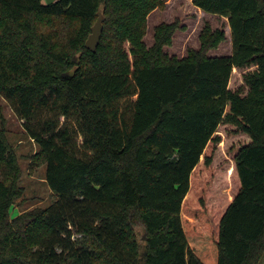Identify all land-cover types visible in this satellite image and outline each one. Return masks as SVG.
Instances as JSON below:
<instances>
[{"label": "trees", "instance_id": "1", "mask_svg": "<svg viewBox=\"0 0 264 264\" xmlns=\"http://www.w3.org/2000/svg\"><path fill=\"white\" fill-rule=\"evenodd\" d=\"M192 1L228 18L231 55H207L225 38L210 26L184 58L162 52L175 24L148 49L162 0H0V94L58 195L11 217L17 160L0 128V264H258L264 0Z\"/></svg>", "mask_w": 264, "mask_h": 264}, {"label": "rangeland", "instance_id": "2", "mask_svg": "<svg viewBox=\"0 0 264 264\" xmlns=\"http://www.w3.org/2000/svg\"><path fill=\"white\" fill-rule=\"evenodd\" d=\"M162 2L163 5L154 9L147 17V28L143 39L148 49L156 43V28L159 25L175 24L177 28L171 36V42L162 46V52L169 57L184 58L190 50L201 47V34L206 26H210L213 31L223 30L225 38L218 46L210 48L207 55L232 54V35L227 17L205 12L192 0H162ZM237 80L238 75L235 81ZM0 128L5 130L17 160V170L8 177V181H14L19 193L11 207V217L51 206L58 199V195L47 183V165L43 160L41 147L25 131L22 120L2 94H0ZM140 234L144 239L147 238L143 233ZM258 264H264V254Z\"/></svg>", "mask_w": 264, "mask_h": 264}, {"label": "water", "instance_id": "3", "mask_svg": "<svg viewBox=\"0 0 264 264\" xmlns=\"http://www.w3.org/2000/svg\"><path fill=\"white\" fill-rule=\"evenodd\" d=\"M55 0H46V3H52ZM99 16L94 23L92 27V32L90 33L88 39L86 40V47L95 51L101 41V38L103 36V21H104V16L101 11H99Z\"/></svg>", "mask_w": 264, "mask_h": 264}, {"label": "crops", "instance_id": "4", "mask_svg": "<svg viewBox=\"0 0 264 264\" xmlns=\"http://www.w3.org/2000/svg\"><path fill=\"white\" fill-rule=\"evenodd\" d=\"M228 19V18H227ZM230 27V26H229ZM231 29V28H230Z\"/></svg>", "mask_w": 264, "mask_h": 264}]
</instances>
